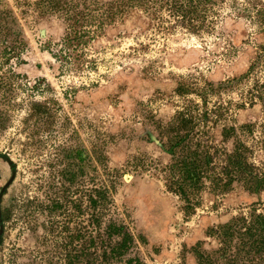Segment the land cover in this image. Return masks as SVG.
<instances>
[{
	"label": "rangeland",
	"instance_id": "rangeland-1",
	"mask_svg": "<svg viewBox=\"0 0 264 264\" xmlns=\"http://www.w3.org/2000/svg\"><path fill=\"white\" fill-rule=\"evenodd\" d=\"M58 1L0 0V264H92L93 240L106 246L111 221L134 238L114 264H200L193 247L211 252L212 227L252 207L264 213V191L205 189L187 215L166 186L171 154L160 129L183 103L181 78L203 84L246 72L264 43L256 16L264 0H223L205 34L139 10L71 45L63 15L111 0ZM261 71L211 94L209 106L228 107L219 127L256 123L238 132L264 171V105L243 102ZM219 127L210 134L230 149Z\"/></svg>",
	"mask_w": 264,
	"mask_h": 264
},
{
	"label": "trees",
	"instance_id": "trees-1",
	"mask_svg": "<svg viewBox=\"0 0 264 264\" xmlns=\"http://www.w3.org/2000/svg\"><path fill=\"white\" fill-rule=\"evenodd\" d=\"M223 0H111L95 5L89 12L79 11L71 16L63 15L68 20V32L63 43L71 45L73 40H81L79 33L88 29L97 32L106 25L115 24L118 18L126 19L132 12L139 10L154 21L158 19L168 27L179 26L197 35L211 32L216 24V13ZM41 5L55 7L58 0H41ZM255 6L257 0H251ZM218 6V7H217ZM256 16L264 30V10L258 9ZM261 69L262 75L254 80L246 102L264 105V43L244 74L225 81L193 83L181 78L177 82L176 93L183 97V103L174 116L160 129L162 145L171 154V161L166 167V186L185 203L186 214L194 212L200 204L199 195L209 189L212 193H226L240 184L250 193L264 191V171L252 160L253 149L240 136L238 129L244 127L251 133L255 122L244 126L222 124L228 107L223 103L209 106L211 94H220L242 83L246 78ZM257 72H255L256 74ZM193 96V97H192ZM243 103V104H244ZM220 128L222 142L232 139V147L218 144L210 134L212 128ZM216 131V130H215ZM105 233L106 246L97 250L98 242L92 255V264H114L124 260L134 243L132 234L123 224L111 221ZM210 234L218 246L213 251L202 249L203 242L193 247L200 264H264V213L252 207L248 213H241L229 221L210 229ZM104 245V244H103ZM139 263L138 259L129 258L126 264Z\"/></svg>",
	"mask_w": 264,
	"mask_h": 264
}]
</instances>
